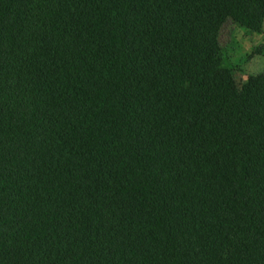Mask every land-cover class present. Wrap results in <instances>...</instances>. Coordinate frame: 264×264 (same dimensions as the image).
Segmentation results:
<instances>
[{
  "label": "trees",
  "instance_id": "trees-1",
  "mask_svg": "<svg viewBox=\"0 0 264 264\" xmlns=\"http://www.w3.org/2000/svg\"><path fill=\"white\" fill-rule=\"evenodd\" d=\"M264 0H0V264H264V72L219 32Z\"/></svg>",
  "mask_w": 264,
  "mask_h": 264
},
{
  "label": "rangeland",
  "instance_id": "rangeland-1",
  "mask_svg": "<svg viewBox=\"0 0 264 264\" xmlns=\"http://www.w3.org/2000/svg\"><path fill=\"white\" fill-rule=\"evenodd\" d=\"M219 43L225 65L236 83L247 76L264 72V19L249 27L227 21L219 32Z\"/></svg>",
  "mask_w": 264,
  "mask_h": 264
}]
</instances>
